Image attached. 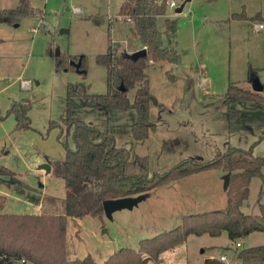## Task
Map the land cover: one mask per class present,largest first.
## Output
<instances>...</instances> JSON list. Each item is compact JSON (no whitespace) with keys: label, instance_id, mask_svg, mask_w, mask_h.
Here are the masks:
<instances>
[{"label":"rangeland","instance_id":"obj_1","mask_svg":"<svg viewBox=\"0 0 264 264\" xmlns=\"http://www.w3.org/2000/svg\"><path fill=\"white\" fill-rule=\"evenodd\" d=\"M125 1L30 0L39 16L21 19L16 24L0 23V117L5 118L0 122V165L17 174L16 177L7 178V184L0 183V189L7 198L4 213H64V180L54 170L48 173L43 169L45 165L54 167L65 160L66 150L59 140L61 130L51 126L59 124L64 128L62 119L66 111L68 84L83 83L90 86L94 94L107 92V70L97 64L96 58L108 53L126 54V43L133 35L131 23L119 17ZM20 2L0 0V6L2 9H15ZM177 2L183 4L182 0ZM227 5L228 0H202L193 7L187 4L182 15H175L174 19L178 26L187 28L195 17L200 22L203 18L214 20L225 16ZM230 5L233 6V14L245 9L250 20L234 22L232 31L228 28L229 36H221L210 42L211 54L214 49L215 54L228 53L232 83L250 89L252 71L264 84V0H231ZM190 8L193 13L188 15ZM168 14L173 15L172 11H168ZM165 20L159 18L158 25L166 39ZM257 24L263 26L262 31L256 30ZM213 27V35H216L220 29ZM208 30L211 31V27L208 26ZM187 43L185 40L184 44ZM199 53L201 56L206 54L203 48ZM60 54L78 57L79 60L84 57L85 73H81L77 67L68 71L57 70L56 60ZM169 66L171 70L172 66ZM154 68L146 71V76L152 80L150 89L154 97L151 121L162 120L167 130L163 132L175 135L182 130L180 124H189L187 114L181 112L180 108L185 98L179 91L170 96L172 88L169 87V93L163 89V79L167 81V73ZM23 82H29L30 88H24ZM185 88L183 94L187 93ZM133 95L134 91L130 92L131 98ZM24 102L30 103L28 117L31 129L16 131L15 117H7V114L13 103ZM173 105L174 109L170 108ZM240 108L241 117L230 124L231 146L248 150L257 143L254 154L264 157V141L261 140L264 135V105L246 103ZM107 116L91 109H81L76 113L78 119L103 131H112L124 143L127 139V119L120 122L116 118L129 115L116 112ZM201 118L200 113L194 127H202ZM214 128L218 133L217 123ZM68 142L70 148L74 149L71 138ZM154 147H150L153 150L148 152L149 172L151 175L164 174L177 158L165 161L158 153L160 147L158 150ZM139 151L142 153L143 149ZM202 155L204 160H201L205 162L214 158L207 152ZM225 174L220 169L209 170L179 186L156 189L137 207L117 211L112 219L105 214L99 218L87 216L79 220L70 219L67 226L68 258L81 260L91 256L96 263L104 264L121 249L137 250L142 240L176 229L185 216L226 207L223 206L226 193L221 179ZM263 179H253L247 203L251 208L243 207L244 213H258V202L264 194ZM260 203L264 204V196ZM258 246H264V231L251 234L244 242V248ZM225 248H232V251ZM233 251L235 245L226 233L220 237L193 235L175 250L163 253L161 262L149 261L148 264H206L209 259L219 261L226 253L231 257Z\"/></svg>","mask_w":264,"mask_h":264},{"label":"trees","instance_id":"obj_2","mask_svg":"<svg viewBox=\"0 0 264 264\" xmlns=\"http://www.w3.org/2000/svg\"><path fill=\"white\" fill-rule=\"evenodd\" d=\"M172 0H126L121 6L119 17L132 24V33L146 48L147 58L137 61L122 55L115 60L111 54L99 55L97 64L107 70V92L94 94L90 86L83 83L68 84L66 90V111L63 116L64 128L59 127V140L66 150L65 160L52 168L64 180L66 196L62 214H6L7 198L0 195V264H98L91 256L70 260L67 256V226L70 219L79 220L87 216L99 218L104 215L103 203L151 193L169 183L185 177L220 169L230 176L226 190L228 204L225 210L185 216L182 224L174 230L164 232L152 239L142 240L137 250L121 249L108 258L104 264H148L161 262V255L175 250L190 236L210 235L220 237L227 234L233 245L245 242L258 231H264V204L259 200L257 214L243 212L250 197L253 179L264 178V157L254 154L255 143L250 149L229 146L226 152L217 147L215 157L208 162L186 159L164 174L149 172L147 156L132 157V148L119 147L115 137L95 125L78 119L81 109H91L101 113L134 112L136 121L131 127L132 138L136 142L146 141L157 126L151 121V89L146 78L149 62L171 65L167 72L170 81H175L174 70L181 65V55L174 45L177 22L166 18L165 28L171 36V43L165 45L163 33L159 29L158 18L166 17ZM187 0H182L185 4ZM30 0H21L15 9H2L0 23L16 24L21 19L39 16ZM233 21L250 20L245 9L231 15ZM85 73V58L60 54L56 60L57 70L75 69ZM251 72L249 82L256 78ZM188 86L191 82L188 81ZM187 86V87H188ZM124 88L125 91H122ZM134 91L131 98L130 92ZM229 123L241 117L240 105L246 103L263 104L264 91L256 93L236 83H230L223 95ZM30 103H13L7 117L16 119V131H29L28 117ZM5 118L0 117V122ZM74 149L69 146V139ZM261 140L264 141V135ZM17 174L0 165V181ZM232 248L224 250L232 251ZM239 264H264V246L234 251ZM206 264H225L218 260H207Z\"/></svg>","mask_w":264,"mask_h":264},{"label":"crops","instance_id":"obj_3","mask_svg":"<svg viewBox=\"0 0 264 264\" xmlns=\"http://www.w3.org/2000/svg\"><path fill=\"white\" fill-rule=\"evenodd\" d=\"M201 1L202 0H187L185 3V7L187 4H189L190 7L191 6L193 7L196 3L198 4ZM230 1L231 0H228V5H227L228 8H226V13H225L226 17L221 16V17H217L214 20L203 18L200 22H198L197 17L194 16L195 18L193 19V22L191 21L189 23L190 25L192 23L191 26L189 25L187 28H184L177 25V33L174 39V45L179 51L182 61L180 67L174 70V76L176 77V80L169 81L166 76L167 81L163 79V84H164L163 89L165 88L167 90V93H169L170 92L169 87H171L173 92L172 94H170V96H174V92H178V91L180 92L181 96L184 95L185 102L184 105L182 104V107L180 108H181V112L187 114V117L189 118V124L188 122L184 123V125H181L179 123L181 127L179 128L180 130L182 129L180 133H176L175 135H166L163 131L167 132V130L165 129L163 122H161L162 120L159 119L153 122L154 124H156L157 128L155 131L150 133L149 138L144 142H136L133 140L131 134V127L136 121V114L134 112H127V113L119 112L124 115H129V116H117L116 118V120L120 122L127 119V125H126L127 139L126 141H124V143H121L120 141L121 139H119V137H117L115 133H113L112 131H110L109 133L115 137L117 141V145L119 147L132 148L133 158L136 156H146V155L148 157V152H151L153 150L150 147L155 145L154 148H156L157 150L160 147L158 153L162 154L163 160L168 161L170 158L171 161L172 157L177 158L173 162L172 165L173 167L182 160H186V159H193L199 162H205L202 161L204 160L202 159L203 158L202 154H205L207 152L208 154H211L210 156L214 155L215 157V150L217 147L223 153L228 150L229 146L231 145V136H230L231 127L228 120L226 107L224 106L223 103V95L227 93L228 87L230 83H232L231 76L229 75V71H230V66L228 65L229 56L228 53L215 54L216 51L215 49L211 54L210 47L212 46L210 45V42L220 38L221 36L225 38L226 35L229 36L230 32L228 31V28L230 31H232V24L234 22L235 23L245 22V21H233L231 19V14L233 15V6L230 5ZM184 11L185 8L183 12ZM182 13L178 14V16L182 15ZM192 13H193V9L191 11L190 8L188 15ZM172 14L173 15L167 14L166 17H159V18H164V19L174 18V16L177 15L175 14V12H172ZM208 26L209 28L211 27V31L208 30ZM212 27L220 29V31L218 30L219 33L213 35ZM220 33L223 35H221ZM132 37L133 38L126 43V54H133L142 49H145V47L141 44L139 39H137L134 35ZM185 40H187L188 42L186 45L184 44ZM164 42L165 45H169L171 43V36L168 32L166 34V39L164 37ZM201 48H203L206 52V54L202 56L199 53V50H201ZM109 54H111L115 60H118L122 56V55L121 56L115 55L112 53ZM156 66H158V68H154ZM151 67L154 69H158L162 71L161 73H165V74L170 70V66L169 65L167 66V64H159V63L157 64V63L149 62L147 69ZM146 78L148 79L149 83H151L152 80L149 79L147 76ZM188 81L191 82L190 86H188L187 84ZM173 87L175 90H173ZM184 87H186L185 89H187L186 94H183ZM251 89L252 87H250L249 90ZM151 97H152V101H151V113H152L153 98H154L152 93H151ZM170 108L174 109V105L171 106ZM113 113L116 112L112 111L110 113H107L106 115H108L107 117H110V115ZM200 113L202 115L201 120H203L200 123L202 127L201 128L194 127V123L195 122L198 123L199 121ZM210 120L212 121V123L210 122ZM216 123L219 125L218 133H216L214 128V125ZM198 128H200L199 131ZM188 132L189 133L192 132V133L187 134ZM141 149H143L142 153H140L139 151ZM172 167H170V169ZM52 168L53 166L51 167V172H52ZM196 175L198 174L191 175L181 180L174 181L160 188L168 187L172 185L179 186L180 183H183L184 181H187L188 179ZM224 177H222L221 179L223 183V188L226 193V198L225 200H223V204H224L223 206H226L224 207L226 209L228 204V195L225 189ZM0 183L7 184V182H1V181ZM262 183H263L262 186H264V179ZM262 186H261V191H262ZM0 195L5 196L1 189H0ZM262 198H263V194H262ZM262 198H260V201ZM246 207L251 208V206L248 204L246 205ZM224 208L222 207L219 210H225ZM42 213H49V212H42ZM42 213H38V214H42ZM254 214L257 213H253L251 215ZM209 260H217V259H209Z\"/></svg>","mask_w":264,"mask_h":264},{"label":"water","instance_id":"obj_4","mask_svg":"<svg viewBox=\"0 0 264 264\" xmlns=\"http://www.w3.org/2000/svg\"><path fill=\"white\" fill-rule=\"evenodd\" d=\"M185 8V4H181L179 8L175 10V14H181ZM126 57L132 59V60H139L141 58H147L148 53L146 49H142L138 52H135L133 54H126ZM75 65L74 63H72ZM77 68L80 67V65H75ZM252 90L256 93H262L264 91V84L261 83L257 78L252 79ZM122 91H125L124 88H121ZM43 169L47 170L48 173L51 172V167L45 165ZM225 181V189L227 190L229 187V181L230 176L225 175L224 177ZM148 197L146 195H141L137 197H128V198H121L116 200H109L105 201L103 203V209L104 214L107 216V218L112 219L113 214L117 211H121L124 209L132 210L133 208L137 207L139 204H141L143 201H145Z\"/></svg>","mask_w":264,"mask_h":264},{"label":"built area","instance_id":"obj_5","mask_svg":"<svg viewBox=\"0 0 264 264\" xmlns=\"http://www.w3.org/2000/svg\"><path fill=\"white\" fill-rule=\"evenodd\" d=\"M180 5L178 4L177 0H172L169 2V10L172 12H175L177 8H179ZM121 18V17H120ZM123 19V18H121ZM130 21V20H128ZM256 30L257 31H262L263 26L262 25H256ZM24 88H30V83L29 82H23ZM264 196V194H263ZM242 241H239L238 243L235 244V251H242L244 248ZM233 255L230 257L227 253L222 255L221 258L219 259L220 262L225 263V264H239V258L238 255L233 251Z\"/></svg>","mask_w":264,"mask_h":264}]
</instances>
